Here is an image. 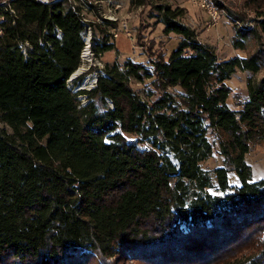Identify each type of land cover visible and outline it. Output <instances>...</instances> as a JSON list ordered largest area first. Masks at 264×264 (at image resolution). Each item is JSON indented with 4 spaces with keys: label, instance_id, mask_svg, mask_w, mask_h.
<instances>
[{
    "label": "trees",
    "instance_id": "1",
    "mask_svg": "<svg viewBox=\"0 0 264 264\" xmlns=\"http://www.w3.org/2000/svg\"><path fill=\"white\" fill-rule=\"evenodd\" d=\"M159 8L164 31L181 36L169 57L107 64L77 89L67 81L85 46L82 8L0 0V121L13 129L0 128V264H264V179L246 161L264 139V73L239 109L227 83L238 69L264 70V11L250 24L227 8L234 48H255L221 60L183 7ZM131 78H152L156 98ZM209 133L223 156L213 171L202 165ZM185 180L207 189L189 209Z\"/></svg>",
    "mask_w": 264,
    "mask_h": 264
},
{
    "label": "rangeland",
    "instance_id": "2",
    "mask_svg": "<svg viewBox=\"0 0 264 264\" xmlns=\"http://www.w3.org/2000/svg\"><path fill=\"white\" fill-rule=\"evenodd\" d=\"M51 1V0H48ZM47 1V2H48ZM141 1L143 3H141ZM224 8H218L216 21H211L209 10L204 7V1L199 0H68L69 3L76 4L82 8V15L87 22L86 28L82 32L85 46L89 47L90 56L85 58L83 51L81 53V64L76 70L75 81L68 79L71 87L78 89H91L96 85V79L103 74L107 64L119 63L123 65L127 59L152 67L150 61L157 57L158 54H164L169 57L178 47L181 36L176 33H167L164 31L162 22L163 10L159 5H172L173 8L183 7L185 12L181 20L194 28L198 33V38L211 45L216 51L219 59H228L234 56H246L255 48L253 41H250L246 50L235 49L233 38L236 35V24L229 11L239 14L250 24L256 23L258 18V9L264 11V0H220ZM228 8V9H227ZM107 20L115 21V25H110ZM124 22L128 23L131 36L122 30ZM116 28L117 36H114ZM90 39L88 44L87 38ZM106 41L114 43L113 47L97 53L95 45L99 42ZM85 58V59H84ZM264 73L243 71L238 69L230 80L228 85L232 88V93L228 99V104L234 109H239L238 105L246 99L247 86L249 80H257ZM77 75V76H76ZM72 76V75H71ZM79 76H83L80 80ZM152 78H145L139 81L131 78V84L134 90L140 93L144 98L154 99L158 95L157 89L152 83ZM94 82V83H93ZM176 96L181 93L179 87L169 89ZM84 99V98H83ZM85 102V101H84ZM0 128L8 133H13V129L0 121ZM209 139L215 144L213 156L203 162L205 168L213 171L216 167L223 164V156L219 153V147L214 134H208ZM246 161L252 166L253 178L255 180L264 179V139L254 143L250 152L246 155ZM230 183L239 182L236 172L229 173ZM216 184V179H214ZM186 197L182 202L185 209L196 201V199L205 194L206 188L202 186H193L189 180H185ZM213 193H220L217 185L210 188ZM241 255H239L240 257ZM112 263L117 264H144L140 260H123L117 262L116 258L111 259Z\"/></svg>",
    "mask_w": 264,
    "mask_h": 264
},
{
    "label": "built area",
    "instance_id": "3",
    "mask_svg": "<svg viewBox=\"0 0 264 264\" xmlns=\"http://www.w3.org/2000/svg\"><path fill=\"white\" fill-rule=\"evenodd\" d=\"M45 2H47L48 0H43ZM199 1H204V7L207 8V10H209L210 13V18H211V21H216L217 19V10L215 8V5L214 3L212 2V0H199ZM122 30L123 32H125L127 35L131 36V32L129 30V26H128V23L127 22H124L123 25H122ZM118 34L116 32V28L114 29V36L116 37ZM75 74V73H74ZM75 75L72 74V76L70 77V79L72 80L73 78H76L74 77ZM77 76V75H76ZM97 81V79H96ZM97 83V82H96ZM78 89V88H77Z\"/></svg>",
    "mask_w": 264,
    "mask_h": 264
},
{
    "label": "bare ground",
    "instance_id": "4",
    "mask_svg": "<svg viewBox=\"0 0 264 264\" xmlns=\"http://www.w3.org/2000/svg\"><path fill=\"white\" fill-rule=\"evenodd\" d=\"M216 7V6H215ZM87 41H88V44H90L91 42H90V39H89V37L87 38ZM90 49H89V47H87L86 49H84V51H83V53H84V57L85 58H87L88 56H90ZM84 58V59H85ZM83 69V67H81L80 69H78L79 71H81ZM94 83V82H93Z\"/></svg>",
    "mask_w": 264,
    "mask_h": 264
}]
</instances>
